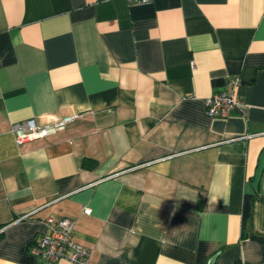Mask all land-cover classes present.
Returning <instances> with one entry per match:
<instances>
[{
    "label": "crops",
    "instance_id": "obj_1",
    "mask_svg": "<svg viewBox=\"0 0 264 264\" xmlns=\"http://www.w3.org/2000/svg\"><path fill=\"white\" fill-rule=\"evenodd\" d=\"M48 216L87 264H264V0H0V264Z\"/></svg>",
    "mask_w": 264,
    "mask_h": 264
},
{
    "label": "built area",
    "instance_id": "obj_2",
    "mask_svg": "<svg viewBox=\"0 0 264 264\" xmlns=\"http://www.w3.org/2000/svg\"><path fill=\"white\" fill-rule=\"evenodd\" d=\"M135 1L145 4L152 0ZM239 83V79L233 77L226 84L230 91H217L205 98L204 104L208 116L224 119L232 110L242 107L241 101L233 94ZM77 117L78 114L65 116L57 122L43 126L38 125L33 118H29L13 123L11 132L18 143L43 139L62 132ZM82 213L89 215L91 211L89 208H83ZM24 218L26 216H22L19 220ZM43 224L46 231L36 237L28 247L31 255L41 258L43 264H58L62 260L72 264H87L92 250L74 241L72 234L75 222L73 219L66 217L56 219L48 216L43 220Z\"/></svg>",
    "mask_w": 264,
    "mask_h": 264
},
{
    "label": "trees",
    "instance_id": "obj_3",
    "mask_svg": "<svg viewBox=\"0 0 264 264\" xmlns=\"http://www.w3.org/2000/svg\"><path fill=\"white\" fill-rule=\"evenodd\" d=\"M82 166L85 168H92L95 166V162L90 159H83Z\"/></svg>",
    "mask_w": 264,
    "mask_h": 264
}]
</instances>
